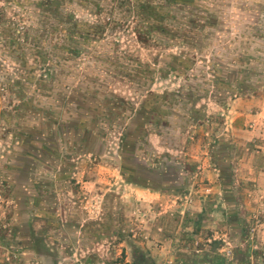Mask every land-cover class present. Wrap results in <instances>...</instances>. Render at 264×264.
Segmentation results:
<instances>
[{
	"label": "rangeland",
	"instance_id": "rangeland-1",
	"mask_svg": "<svg viewBox=\"0 0 264 264\" xmlns=\"http://www.w3.org/2000/svg\"><path fill=\"white\" fill-rule=\"evenodd\" d=\"M60 6L0 0L7 17L24 9L44 25ZM75 7L79 21L104 19ZM165 13L160 43L133 23L107 30L0 123V264H25L28 247L39 264H173L165 239L193 233L216 264H264V171L235 170L264 166V0H177ZM72 97L100 144L79 128L61 136Z\"/></svg>",
	"mask_w": 264,
	"mask_h": 264
},
{
	"label": "trees",
	"instance_id": "trees-1",
	"mask_svg": "<svg viewBox=\"0 0 264 264\" xmlns=\"http://www.w3.org/2000/svg\"><path fill=\"white\" fill-rule=\"evenodd\" d=\"M176 1L60 0L61 10L58 15L55 12L51 17L56 23L50 25H44L40 19L35 24L32 16L27 15L24 9H18L20 14H15L16 18H10L7 17L6 7L0 8V123L11 127L9 121L14 115H17L35 94L50 90L64 66L75 58L86 56L85 50H90L88 46L105 37L107 30H115L120 26L125 28L133 23L137 29L134 34L138 33L139 37H136L139 41L140 36L144 34L145 40L160 43L155 39V32L160 30L161 34H169L166 30L165 11ZM71 2H74L76 7L79 6L75 7L76 11L96 17L104 15V19L101 22L79 21L68 8ZM41 9L42 6H39L37 13L40 14ZM114 39H117V36H114ZM167 41L172 40L167 38L164 45H169ZM103 47L108 48L107 53L113 56V60L118 58L114 57L120 53H117L115 47H108L107 44ZM96 52L100 55V52L94 53ZM88 57L93 62H98L92 53H88ZM148 262V256L142 255L140 260H135L133 264Z\"/></svg>",
	"mask_w": 264,
	"mask_h": 264
},
{
	"label": "crops",
	"instance_id": "crops-1",
	"mask_svg": "<svg viewBox=\"0 0 264 264\" xmlns=\"http://www.w3.org/2000/svg\"><path fill=\"white\" fill-rule=\"evenodd\" d=\"M69 104H73L74 108H75V117L74 118H70L69 120H66L64 125L62 127H60L61 130V136H75L76 134V130L79 128V132L77 133L78 135H80L82 133L83 130H85V132L92 134L93 139L95 142L99 143L101 142V140H103L102 136H100V134L95 133V130L93 128V126L91 127V118L89 119H85V122L82 124L81 121H84V114L79 113V109L81 110L83 107H81V105L79 103L76 104V98H73L69 101ZM71 116V115H69ZM79 118V119H78ZM81 120V121H80ZM89 123V124H87ZM81 129H80V127ZM83 129V130H82ZM126 140L127 139V135H126ZM92 153V152H91ZM88 154H90V152H88ZM253 158H257L256 156H252ZM250 159H251V155H250ZM242 160H248L246 158H243ZM258 161V160H257ZM251 162V165L246 164L243 166L246 169V174H242L240 172H242V163H240V161L235 162V167H236V172L238 174H240V177L244 178L246 177L248 180H251V174L254 172H260V169L263 168L262 172L264 171V166L260 167V165L255 161ZM257 163V164H256ZM193 239L190 241H187L186 243L184 241H182V239L180 240L179 238L176 240H169V239H165L164 244H163V248L169 249L170 252V260L171 263L173 264H216L217 262V256L215 252H210V250H206V252H204L203 250H199L197 251V253H195L194 250V237H197V235H195L194 233L192 234ZM182 241V244H180L179 242ZM209 241V240H207ZM175 243V244H174ZM173 247V249H172ZM209 248V247H208ZM164 251V250H163ZM21 253L23 255V259L25 261V264H39L38 263V257L34 251L33 248L28 247L26 250L25 249H21ZM211 253V254H209ZM222 260V259H221ZM157 261V260H156ZM225 261V260H223ZM163 262L162 258H160L157 263L161 264ZM226 262H224V264H226Z\"/></svg>",
	"mask_w": 264,
	"mask_h": 264
}]
</instances>
